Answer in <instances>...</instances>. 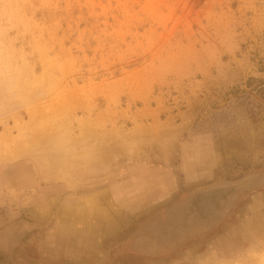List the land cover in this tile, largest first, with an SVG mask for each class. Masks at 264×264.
<instances>
[{"label": "rangeland", "instance_id": "obj_1", "mask_svg": "<svg viewBox=\"0 0 264 264\" xmlns=\"http://www.w3.org/2000/svg\"><path fill=\"white\" fill-rule=\"evenodd\" d=\"M185 161L113 208L127 167ZM263 172L264 0H0V264H264V185L191 191ZM174 206L193 233L140 251Z\"/></svg>", "mask_w": 264, "mask_h": 264}, {"label": "crops", "instance_id": "obj_2", "mask_svg": "<svg viewBox=\"0 0 264 264\" xmlns=\"http://www.w3.org/2000/svg\"><path fill=\"white\" fill-rule=\"evenodd\" d=\"M198 169L199 167H192L186 161L185 167H165L161 165L127 167L124 171L125 173L122 175L125 184L118 186V191L114 192L118 196L112 200L114 204L113 208L117 209V213H125L126 210L141 213L143 205L148 203L150 198L156 201V199L173 194L175 192V184L180 181V178H183L185 182H190L196 177ZM121 187L123 188L121 189ZM100 200L102 201V198H95V201L92 199L93 203L91 202L87 205L84 209L85 212H91L93 215L98 211L103 214L105 209L100 207Z\"/></svg>", "mask_w": 264, "mask_h": 264}, {"label": "flooded vegetation", "instance_id": "obj_3", "mask_svg": "<svg viewBox=\"0 0 264 264\" xmlns=\"http://www.w3.org/2000/svg\"><path fill=\"white\" fill-rule=\"evenodd\" d=\"M255 174L258 175L259 177L264 178V172L255 173ZM262 185H264V181L260 184V186ZM225 192L230 193V195L224 199L225 204L226 201L227 202L233 201V199H235L236 194L232 190L224 191V193ZM183 208L180 206H174L171 207L170 209H166L163 211V215L161 219H156L155 223L149 225L148 230L151 231V235H152V244H150V246L142 247L141 237H140L141 234H136L135 237L132 239V240H136L134 242V245L138 247L140 251H144L145 253L150 251L152 253H155L154 255H157L158 253H162L163 250L172 249L174 244L173 242H169L168 241L169 239H172L174 237L172 240H175L176 238L179 237L178 240H176L179 241L183 237H185V231H186V235H188L191 231L193 233L195 227L199 225L196 222H192L190 221V219L185 218L184 216L185 209ZM23 234H24L23 231H20L19 228H16L14 226L13 228L11 227L7 229L4 232L3 237L8 241L10 245H12L11 249H13L17 246L19 239H21V236Z\"/></svg>", "mask_w": 264, "mask_h": 264}, {"label": "water", "instance_id": "obj_4", "mask_svg": "<svg viewBox=\"0 0 264 264\" xmlns=\"http://www.w3.org/2000/svg\"><path fill=\"white\" fill-rule=\"evenodd\" d=\"M263 181V177H259L256 174H251L237 180L216 181L208 185L194 188L191 191L196 195H209L215 192H224L227 190H232L234 193L246 194L249 191L259 187Z\"/></svg>", "mask_w": 264, "mask_h": 264}]
</instances>
